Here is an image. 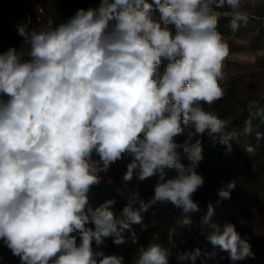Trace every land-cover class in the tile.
<instances>
[{
    "label": "clouds",
    "instance_id": "1",
    "mask_svg": "<svg viewBox=\"0 0 264 264\" xmlns=\"http://www.w3.org/2000/svg\"><path fill=\"white\" fill-rule=\"evenodd\" d=\"M221 15L233 31L251 18L244 0H100L98 8L80 9L56 26L51 19L39 31L18 26L27 49L0 53V240L21 264H124L93 244L99 248L109 237L124 244L126 231L135 242L140 211L157 202L198 211L192 196L204 183L195 171L203 149L191 141L218 137L230 153L237 135L204 107L224 94L230 49L217 28ZM256 107L250 102V117L264 115L251 111ZM251 130L250 118L245 133ZM125 154L132 162L124 181L159 179L149 203L139 200L140 211L129 204L126 219L117 220L114 200L91 209L87 194ZM173 168L176 175L167 178ZM236 186L226 183L219 197L230 199ZM138 199L133 192L132 202ZM213 214L209 205L201 222L211 244L232 261L255 258L235 225L215 223ZM200 255L196 249L179 259L196 264ZM169 256L153 243L136 264H169Z\"/></svg>",
    "mask_w": 264,
    "mask_h": 264
},
{
    "label": "trees",
    "instance_id": "2",
    "mask_svg": "<svg viewBox=\"0 0 264 264\" xmlns=\"http://www.w3.org/2000/svg\"><path fill=\"white\" fill-rule=\"evenodd\" d=\"M100 0H45L43 2V22L44 25L49 19L53 21V26L66 22L70 17L74 16L80 9L98 8ZM225 11V9H221ZM157 18L159 13L154 14ZM228 18L219 19L221 27L219 32L228 34L233 29L229 22H222ZM239 27L237 30H240ZM258 36L263 37L264 32H259ZM18 45V43H17ZM19 47V45H18ZM254 47V46H251ZM262 47H264L262 45ZM11 46H3L0 53L6 52ZM234 87L229 85L224 89V94L221 99L217 100L212 105V112L227 122L226 132L236 133V139L232 140V151H227V146L218 142L219 138L213 139L212 136L204 134L203 136H195L191 143L200 141L202 146L203 159L199 162L195 171L203 177L204 182L213 184V188L205 195H201L200 191L193 193L192 199L198 205V211L184 213L182 208H177L170 202L168 206L173 210L172 219L168 220L167 213H163V224L160 228L152 232V218L154 208L140 211V203H130L122 198L111 186V184H96L93 185L88 195V208L95 209L105 203L107 200H114L115 204L111 207L117 220L126 219L123 216V209L131 204L134 211H140L143 218L142 225H133L132 230L135 231V242L129 231L124 233L126 242L121 245L113 243V238H105V244L99 248L93 247L95 250H102L107 255H118L124 258V264H136L134 252L140 248H147L150 244L157 243L169 250V264H191L190 261H181L179 257L189 255L201 250V255L197 258L196 264H264V250L257 252L252 249L255 258L248 257L244 260L232 261L227 251H223L218 246H213L207 239L208 234H193V225L196 220L203 219L209 210V205L212 206L214 214L212 219L225 223L228 220L235 218L236 220L243 219L244 215L250 209L253 203L258 202L261 197V187L264 183V115L251 116L249 104L245 103L238 108L232 101ZM264 104V101H263ZM264 110V106L253 108L252 112ZM251 118V132L245 133L246 121ZM257 132L262 134L260 139H257ZM187 135V132L185 133ZM186 140V139H185ZM251 146L253 151L247 153L244 149ZM180 154V162L185 166L189 161L183 154L182 149H178ZM225 167L233 170L239 176V181L231 192L230 199H221L219 190L222 187L216 186V177L220 173L219 168ZM167 178H172L176 175V170L166 169ZM158 175L150 177L146 180H139V191L143 199H148L149 196H154V188L158 182ZM146 186H149L151 192H146ZM202 187V186H201ZM199 187V188H201ZM198 188V189H199ZM189 218L191 223L184 225L182 221ZM143 225H147L144 229ZM94 227V225H89ZM239 226H243L239 224ZM208 254H214L209 258ZM136 259V260H135ZM0 264H21L20 259L13 255L11 250L0 240Z\"/></svg>",
    "mask_w": 264,
    "mask_h": 264
},
{
    "label": "rangeland",
    "instance_id": "3",
    "mask_svg": "<svg viewBox=\"0 0 264 264\" xmlns=\"http://www.w3.org/2000/svg\"><path fill=\"white\" fill-rule=\"evenodd\" d=\"M43 2L45 0H0V52L3 46L15 47L18 51H24L28 45L25 38L18 34V26L27 25L29 31H39L44 26L43 22ZM244 8L250 14V21L247 25L241 24L240 30L231 31L223 34L224 40L229 45V55L223 62L225 80L222 82L223 89L229 85L234 87L232 101L235 106L255 101L259 107L264 106V39L259 37V32H264V0H244ZM225 11H228L225 8ZM229 18L222 22H229ZM223 27L218 22L217 28ZM19 47H18V45ZM254 46V47H251ZM213 105V104H212ZM212 105L204 107L212 112ZM187 135L177 138L178 143H182ZM178 151V150H177ZM99 161V160H98ZM132 162V157L127 154L120 160L113 162L104 175L109 178L99 184H111L113 189L125 200L132 199V193L139 188L138 177L133 176L132 181L126 182L123 176L127 172V165ZM102 167V164H101ZM220 173L217 174L216 186H225L226 183L236 180L239 181V175L233 170L220 167ZM213 188V184L204 182L198 189L201 195H205ZM261 197L258 202L253 203L243 219L228 220L225 223L234 224L237 232L242 239L249 241L251 248L257 252L264 250V183L261 187ZM146 192H151L149 186H146ZM153 196H149V200ZM154 208L151 231H157L163 224V213H167L168 220L172 219L174 213L169 209L168 203L157 202L150 206ZM203 219L196 220L192 230L193 234H208L201 229ZM213 222L221 225L212 219ZM239 224L243 226H239ZM210 231V230H209ZM140 248L134 252V258L138 259ZM135 259V260H136Z\"/></svg>",
    "mask_w": 264,
    "mask_h": 264
},
{
    "label": "built area",
    "instance_id": "4",
    "mask_svg": "<svg viewBox=\"0 0 264 264\" xmlns=\"http://www.w3.org/2000/svg\"><path fill=\"white\" fill-rule=\"evenodd\" d=\"M221 14L224 12V11H221V10H218ZM223 18H225V17H223V15H221V17L219 18V19H223ZM93 159L94 160H96V161H98L99 160V156L98 155H96L95 153H93ZM99 178H100V180H99V183H101L103 180H109V178L107 177V175H104L103 174V171H101L100 173H99ZM98 183V184H99ZM108 183H111L110 181H108ZM96 185V184H95ZM136 192H138V194H139V199L138 200H136L135 202H132V199H129L128 201L130 202V203H136V202H139V200H143L145 203H149L151 200H149V199H143L142 197H141V195H140V191H139V189L137 188V190H136Z\"/></svg>",
    "mask_w": 264,
    "mask_h": 264
}]
</instances>
